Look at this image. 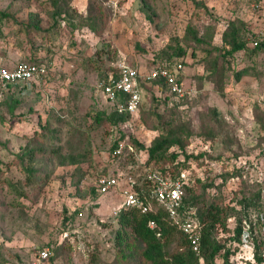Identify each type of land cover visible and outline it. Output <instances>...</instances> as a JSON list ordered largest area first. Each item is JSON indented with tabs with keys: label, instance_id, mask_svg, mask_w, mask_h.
<instances>
[{
	"label": "rangeland",
	"instance_id": "obj_1",
	"mask_svg": "<svg viewBox=\"0 0 264 264\" xmlns=\"http://www.w3.org/2000/svg\"><path fill=\"white\" fill-rule=\"evenodd\" d=\"M263 26L264 0H0V66L46 67L0 94V264H28L44 247L45 264H145L132 234L120 249L119 189L100 195L96 178L142 185L152 166L175 173L183 158L200 211L233 207L213 264H264V50L250 46ZM229 28L245 44L233 53ZM171 59L183 63V98L147 85L138 117L93 120L111 114L97 83L118 63L144 71ZM169 132L184 149L147 166L133 141L148 147ZM123 138L133 151L113 160Z\"/></svg>",
	"mask_w": 264,
	"mask_h": 264
},
{
	"label": "built area",
	"instance_id": "obj_2",
	"mask_svg": "<svg viewBox=\"0 0 264 264\" xmlns=\"http://www.w3.org/2000/svg\"><path fill=\"white\" fill-rule=\"evenodd\" d=\"M263 40L264 26L255 31L250 46L256 47ZM182 65V61L179 60L173 65L165 63L143 71L137 67L118 63L115 70L98 80L97 88L119 113L127 112L131 119L134 116L138 117V109L143 99L141 84H149L155 79H160L165 82L170 94L177 98H182L189 92L183 81L180 80ZM45 73V65L37 63L18 61L12 67L0 66V94L10 86L39 79ZM154 88L157 89V86ZM120 96H124V99L120 100ZM126 150L133 151L132 145L125 138L117 140L110 153L111 158L114 160L120 157ZM145 181L149 182L150 187L149 193L145 196H141L136 191L134 187L136 181L121 185L119 176L112 174L99 175L96 178V189L100 195H104L112 193L118 188L121 198L117 210L122 207H135L145 213L152 210L151 200H154L166 211L172 223L188 237L193 251L199 253L202 225L196 207L187 206L184 203L185 188L191 182L188 171L185 169L176 176H170L149 168L145 175ZM149 226L153 227V223L150 222ZM49 257L50 249L44 247L36 251L28 264H45ZM262 257L264 258V253H262ZM199 261L203 264L202 258Z\"/></svg>",
	"mask_w": 264,
	"mask_h": 264
},
{
	"label": "trees",
	"instance_id": "obj_3",
	"mask_svg": "<svg viewBox=\"0 0 264 264\" xmlns=\"http://www.w3.org/2000/svg\"><path fill=\"white\" fill-rule=\"evenodd\" d=\"M86 26L89 27V29H91L92 31H96L94 25H92L90 22H88ZM186 33L187 35L188 33H191L192 39L196 43L203 42V39L198 36L192 28L188 27ZM227 36H230L231 39L227 40ZM222 37L224 46L230 45L228 53H233L244 48L245 44L237 42L235 32L231 28H229ZM251 40L252 38L250 39V41ZM254 48L264 50V40ZM176 54L178 56L184 55L185 51L182 47H178ZM173 59L168 61L167 65H170ZM23 62L32 64L36 63L34 61L27 60H23ZM180 80L182 81L181 77ZM147 85H151L152 87L157 86V89L162 88L163 86L167 88L165 82L160 79H155L149 84H141L142 90L145 91L148 88ZM119 99H124V96H120ZM142 104L143 99L138 109V116L140 109L142 108ZM103 119H107L106 121H111L113 123L116 121L129 120L130 116L127 112L119 113L115 109V107L112 106L111 114L105 116L104 112L97 111L93 117V120L96 122H101V120ZM133 142L138 148L145 149L147 151V159L145 161V164L147 166L150 163H155L164 159L166 157V152L171 146L177 145L180 150H183L185 146L175 132L159 134L153 139L151 145L148 147H144V145L138 143L137 141ZM115 145L116 142L114 143L111 152L113 151ZM177 156V153L172 152L170 154L171 162H174ZM187 156L185 158H187ZM118 158L119 157L115 159ZM179 160L180 161H178L174 165L177 169V172L175 173H172L171 171L169 172L167 171V169L163 170L162 168L154 167L152 165L150 169L157 170L163 175L169 174L170 176H176L179 172L185 170L184 168H180L181 165L184 164V158L182 160ZM103 175L107 174L103 173ZM134 187L141 196L147 195L150 191L148 181H145L142 185L137 184ZM145 187L147 189H145ZM191 190L192 188L190 186H187L185 188L184 203L187 206L196 207L197 215L202 225L199 253L193 251L188 237L179 228H177L176 225L172 223V221L167 216L166 211L154 200H151L152 210L145 213H142L140 209L135 207H122L118 210L116 215L120 230L117 231L116 236L118 242L121 243L120 249L130 248V245L126 243V239L128 234H132L133 238H136L141 243V246L137 249L136 253L140 257V260L145 264H201L199 261L200 258L203 259V264H213L215 257L225 247L224 244H221L218 239H216L215 230L218 229L219 226H226L227 218H229L231 214H233V207L227 205L221 206L217 203H210L207 205L205 210L200 211L196 202L192 201L189 197V193L191 192ZM150 222L153 223V227L149 226ZM240 222L241 220H239V226H237L235 231L237 234V238H239L241 233ZM176 235H178V238L176 239L177 242L175 244V247L170 248V243L173 241V239L175 240L174 237Z\"/></svg>",
	"mask_w": 264,
	"mask_h": 264
}]
</instances>
